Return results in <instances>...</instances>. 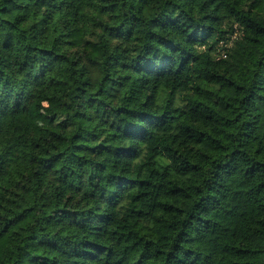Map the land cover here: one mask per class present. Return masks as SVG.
Segmentation results:
<instances>
[{"label":"trees","instance_id":"obj_1","mask_svg":"<svg viewBox=\"0 0 264 264\" xmlns=\"http://www.w3.org/2000/svg\"><path fill=\"white\" fill-rule=\"evenodd\" d=\"M0 264H264V0H0Z\"/></svg>","mask_w":264,"mask_h":264},{"label":"rangeland","instance_id":"obj_2","mask_svg":"<svg viewBox=\"0 0 264 264\" xmlns=\"http://www.w3.org/2000/svg\"><path fill=\"white\" fill-rule=\"evenodd\" d=\"M37 121L40 122V123H44V122H49L50 119H45V117L40 114L37 117Z\"/></svg>","mask_w":264,"mask_h":264}]
</instances>
